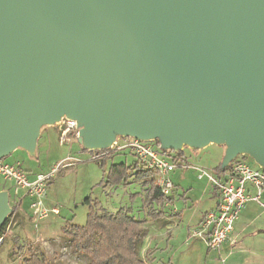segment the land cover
I'll use <instances>...</instances> for the list:
<instances>
[{
    "label": "water",
    "instance_id": "1",
    "mask_svg": "<svg viewBox=\"0 0 264 264\" xmlns=\"http://www.w3.org/2000/svg\"><path fill=\"white\" fill-rule=\"evenodd\" d=\"M64 118L84 151L225 145L222 171H264V0H0V161Z\"/></svg>",
    "mask_w": 264,
    "mask_h": 264
},
{
    "label": "rangeland",
    "instance_id": "2",
    "mask_svg": "<svg viewBox=\"0 0 264 264\" xmlns=\"http://www.w3.org/2000/svg\"><path fill=\"white\" fill-rule=\"evenodd\" d=\"M226 148L225 145L210 144L199 151L184 149L191 151L185 150L188 164L211 174L221 163ZM92 158L93 155L84 151L76 141L61 144L56 126H42L33 157L17 150L1 160L9 165L19 164L28 175L33 176H48L52 169L60 167L46 182L43 198L44 206L48 210L57 209L58 214H50L47 219L37 221L28 208L29 199L23 195L0 241V264H21L30 246L54 264H87L88 258L75 253L62 237V227L67 221L80 226L85 224L88 209L83 202L87 197L97 200L110 212L114 213L122 207L130 208L136 219L146 218L141 210V197H133L140 193L139 185L132 183L113 188L101 185L103 171L107 172L111 164L123 161L129 164L135 159L127 153L115 152L101 169ZM245 161L257 167L252 159L247 157ZM169 178L173 185L169 195L173 203L166 205L164 212H177L180 216L165 225L159 221H147L141 227L143 238L138 252L142 259L146 260L147 252L153 251L149 255L150 259L154 256L153 262L148 264H264V234L258 233L264 227L263 207L248 201L236 222L234 233L230 235H238L237 244L232 247L225 242L218 253L210 252L202 240H192L188 244L186 241L188 229L196 226L202 212L212 204L210 194L215 192L214 188L205 178L198 179L192 167L177 168L169 174ZM0 190L8 192L11 207L17 197L11 183L5 182L1 176ZM19 193L21 196L22 192ZM261 203L264 204V192ZM19 247L23 249L18 251ZM12 251L16 254L11 255Z\"/></svg>",
    "mask_w": 264,
    "mask_h": 264
},
{
    "label": "built area",
    "instance_id": "3",
    "mask_svg": "<svg viewBox=\"0 0 264 264\" xmlns=\"http://www.w3.org/2000/svg\"><path fill=\"white\" fill-rule=\"evenodd\" d=\"M56 129L61 144L71 140L76 141L77 127L74 121L64 118L56 125ZM110 151L127 153L140 165L155 172V183L164 196H169L173 189L169 174L177 168L192 167L197 172L198 179L205 178L211 184L218 193V204L213 210L204 214L196 227L188 231L187 244L192 240H202L208 251L218 253L222 245L229 240L234 225L248 201H253L264 208V204L261 203L264 192V171L258 166H251L241 158L243 156L236 157L227 167L229 169L220 172L213 170L209 174L201 167L188 164L187 159L174 160L171 154L173 152L161 150L155 142H142L127 137L117 139L107 151H96L98 153L92 154L93 161H99ZM59 167L52 169L48 176L36 174L29 178L19 164L9 165L0 161V176L5 182L11 183L14 196L17 197L11 205L14 213L20 206L19 192H22L24 197L29 199L28 208L37 221L47 219L50 214H58L57 209L48 210L44 206L43 198L46 182L58 172ZM221 261L223 263V259Z\"/></svg>",
    "mask_w": 264,
    "mask_h": 264
},
{
    "label": "trees",
    "instance_id": "4",
    "mask_svg": "<svg viewBox=\"0 0 264 264\" xmlns=\"http://www.w3.org/2000/svg\"><path fill=\"white\" fill-rule=\"evenodd\" d=\"M185 150L191 153L188 149L176 154L171 153L173 159L182 161L187 159ZM114 155L115 153L110 151L97 161L98 166L104 169L106 162ZM241 158L245 160L247 157ZM227 169L229 168L225 170ZM214 170L221 171L220 163ZM103 174L104 178L101 182L103 186L113 188L120 185L128 186L132 183L139 185L140 193H136L133 197H141V210L146 218L136 219L130 208L122 207L114 213L110 212L103 208L97 200L87 197L83 202L88 209L85 224L80 226L67 221L62 227L63 239L71 245L75 253L88 258L87 264H148L149 261L153 262L154 258L150 259L149 256L153 251L147 252L146 260L139 255L138 250L143 238L141 227L147 221L162 220L165 216L164 207L171 205L173 198L161 194L155 183V172L146 169L136 160L129 164L124 161L111 164L107 172L103 171ZM11 209L12 212L0 228V239L3 238L10 218L14 214V209ZM22 249L23 247H19L18 251ZM26 251L27 256L22 259L21 264H54L33 246L28 247ZM14 254L16 251H12L11 255Z\"/></svg>",
    "mask_w": 264,
    "mask_h": 264
},
{
    "label": "crops",
    "instance_id": "5",
    "mask_svg": "<svg viewBox=\"0 0 264 264\" xmlns=\"http://www.w3.org/2000/svg\"><path fill=\"white\" fill-rule=\"evenodd\" d=\"M16 152V151H15ZM14 153V152H13ZM12 153V154H13ZM27 172V171H26ZM27 174H28V172H27ZM32 177H34L33 175H29V178H32ZM0 191H2V190H0ZM23 197V193H22V195L20 196V198H22ZM210 197H211V199L213 200V202H212V204L209 206V208L208 209H206V210H204L203 212H202V214H201V216H200V219H199V221L197 222V224H196V226L198 225V223L201 221V219H202V217L204 216V214H206V212H208V211H210V210H213L216 206H217V204H218V200H219V198H218V193L215 191L214 193L213 192H211V194H210ZM22 200V199H21ZM23 203V202H22ZM179 217L180 216V214L179 213H177V212H174V213H170V214H166L165 213V216H164V218L162 219V220H159V222L158 223H161L162 225H165V224H167V223H172V221L174 220V218H176V217ZM168 219H169V221H168ZM239 219V218H238ZM237 222V221H236ZM235 225H236V223H235ZM235 225H234V230H233V233H234V231H235ZM195 226V227H196ZM158 227V226H157ZM190 229H188V231H189ZM232 233V234H233ZM258 233L259 234H264V227L263 228H261V229H259L258 230ZM257 233V234H258ZM237 235V234H236ZM231 239L230 240H228L227 242H228V244H229V246H232V247H234L236 244H237V238H238V235L237 236H232V237H230ZM234 242V244L233 245H231L230 243L231 242ZM226 242V243H227ZM153 258H154V256H153Z\"/></svg>",
    "mask_w": 264,
    "mask_h": 264
},
{
    "label": "bare ground",
    "instance_id": "6",
    "mask_svg": "<svg viewBox=\"0 0 264 264\" xmlns=\"http://www.w3.org/2000/svg\"><path fill=\"white\" fill-rule=\"evenodd\" d=\"M201 149V148H200Z\"/></svg>",
    "mask_w": 264,
    "mask_h": 264
}]
</instances>
